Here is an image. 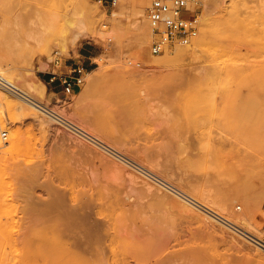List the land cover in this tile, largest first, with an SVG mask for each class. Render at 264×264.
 <instances>
[{"label":"rangeland","instance_id":"obj_1","mask_svg":"<svg viewBox=\"0 0 264 264\" xmlns=\"http://www.w3.org/2000/svg\"><path fill=\"white\" fill-rule=\"evenodd\" d=\"M112 1L33 0L18 25L25 3L0 0V65L29 90L55 50L84 58L74 94L58 80L50 101L31 94L98 139L9 93L0 264H264L260 244L163 184L264 238V0H199L197 37L160 54L152 0Z\"/></svg>","mask_w":264,"mask_h":264},{"label":"built area","instance_id":"obj_2","mask_svg":"<svg viewBox=\"0 0 264 264\" xmlns=\"http://www.w3.org/2000/svg\"><path fill=\"white\" fill-rule=\"evenodd\" d=\"M116 1L117 0H113V4H115ZM147 18L151 27L152 51L156 54H160L176 44L188 45L197 37L200 27V1L152 0L147 8ZM51 64L53 65L54 70L51 71L52 77L50 81H59L66 98L69 95L74 94V92L85 83L88 74V66L85 64V60L82 57H79L78 59L64 58L59 50H55ZM0 86L10 87L1 72ZM39 106L48 114L57 116L56 112L50 107L45 105ZM84 134L85 136L92 138L88 133ZM8 136L9 131L2 125L0 120V156L2 149L7 143ZM164 184L188 199L194 205L203 209L211 217L231 226L244 236L253 238V241L264 246L261 240L251 236L245 229L230 221L218 211L196 200L179 188L169 183Z\"/></svg>","mask_w":264,"mask_h":264},{"label":"bare ground","instance_id":"obj_3","mask_svg":"<svg viewBox=\"0 0 264 264\" xmlns=\"http://www.w3.org/2000/svg\"><path fill=\"white\" fill-rule=\"evenodd\" d=\"M17 2L19 3H25L23 5V8L22 9H19L16 13V16H17V21H18V25L20 24V22L23 20V18L25 17V14L27 13L26 10H27V4L30 3L31 1L33 0H16ZM26 1V2H25ZM144 7V6H143ZM3 11V9H1ZM57 16V15H56ZM146 18V17H145ZM92 19V18H91ZM4 20V15L3 13L0 12V21ZM66 21L67 23L69 24H73V20L72 18L67 14V17H66ZM16 30L19 29V26H15ZM192 43V42H191ZM190 43V44H191ZM188 44V45H190ZM41 67V66H40ZM0 68L3 69V67L0 65ZM3 73H4V77L7 81V83L9 84L10 87H2L0 86V107L3 106V107H7V108H13V107H17V104L15 102L12 101V99H10V95L9 93H12L14 95H17L20 99H23L24 101H27L28 103H30L31 105H33L34 107L38 108L40 111H42L43 113L47 114L48 116L54 118L56 121L58 122H63L67 125H69L70 127H72L73 129H75L77 132L85 135L84 133H88L89 135L92 136L91 132L89 133L87 130H85L83 127H81L80 125L72 122L71 120L67 119L64 115H62L61 113H59L57 110H55L54 108V105H55V102H49V104L46 102H43L41 101V99H37L36 97H34L32 94H31V91L32 92H35V93H39V95L41 97H44L46 100L50 101L47 94H46V91H47V86H46V81L45 80H41V84L35 86V87H30V91L21 87L19 84H17L13 78V76L6 72L4 69H3ZM88 89V88H87ZM81 96V95H80ZM86 97V96H85ZM62 99H58L56 101V103H60ZM39 105H45L47 107H50L51 109H53L57 116H54V115H51V114H48L46 111H44ZM53 105V106H52ZM18 107H20L19 109L21 108H24L23 105H21V102L20 104L18 105ZM57 109V108H56ZM9 137V136H8ZM10 137H11V146L9 145L8 147V151L10 152V155L15 151V143L12 142V139L15 138V134L13 132H10ZM96 136H92L93 139L91 140H95ZM98 138V137H97ZM98 139H96L95 141H97ZM100 140V139H99ZM100 144H102L105 149H109L111 151L114 152V150L112 149L113 147L110 146L109 144H103L102 140L99 141ZM119 154V153H118ZM128 161V160H127ZM131 163V162H130ZM135 165V164H134ZM157 180V178H156ZM162 181V180H160ZM164 184V183H163ZM166 186V185H165ZM171 189V188H170ZM174 191V190H173ZM198 200V199H197ZM201 202V201H200ZM239 220H241L242 222L244 223H248V218L245 217V216H241V217H237ZM229 219V218H228ZM232 221V220H231ZM237 224V223H236ZM240 226V225H239ZM242 227V226H241ZM243 228V227H242ZM245 229V228H243ZM246 230V229H245ZM246 232H248L251 236H254L255 238L261 240L264 244V238H262L261 236L259 235H256L255 233L251 232L250 230H246ZM243 235V234H242ZM245 238H249L248 237H245ZM251 240L253 238H250ZM263 248L264 246L261 245ZM259 248V247H257ZM262 248V249H263ZM264 250V249H263Z\"/></svg>","mask_w":264,"mask_h":264},{"label":"crops","instance_id":"obj_4","mask_svg":"<svg viewBox=\"0 0 264 264\" xmlns=\"http://www.w3.org/2000/svg\"><path fill=\"white\" fill-rule=\"evenodd\" d=\"M107 1V0H106ZM81 55H83V57L85 58H91L93 56V51L87 47H84V45H82L81 47ZM84 59V58H83ZM85 60V59H84ZM52 77V75L48 74L45 76V81L50 80ZM54 81V80H53ZM63 91V90H62ZM57 93V92H56ZM61 99V98H60Z\"/></svg>","mask_w":264,"mask_h":264}]
</instances>
